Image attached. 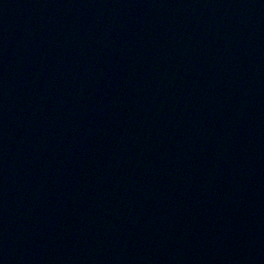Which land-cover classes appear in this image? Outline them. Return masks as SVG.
<instances>
[{
  "label": "water",
  "instance_id": "obj_1",
  "mask_svg": "<svg viewBox=\"0 0 264 264\" xmlns=\"http://www.w3.org/2000/svg\"><path fill=\"white\" fill-rule=\"evenodd\" d=\"M0 264H264V0H0Z\"/></svg>",
  "mask_w": 264,
  "mask_h": 264
}]
</instances>
